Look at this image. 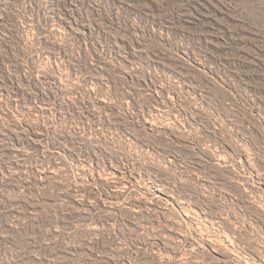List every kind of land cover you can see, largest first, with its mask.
<instances>
[{
  "label": "rangeland",
  "instance_id": "1",
  "mask_svg": "<svg viewBox=\"0 0 264 264\" xmlns=\"http://www.w3.org/2000/svg\"><path fill=\"white\" fill-rule=\"evenodd\" d=\"M0 264H264V0H0Z\"/></svg>",
  "mask_w": 264,
  "mask_h": 264
},
{
  "label": "bare ground",
  "instance_id": "2",
  "mask_svg": "<svg viewBox=\"0 0 264 264\" xmlns=\"http://www.w3.org/2000/svg\"><path fill=\"white\" fill-rule=\"evenodd\" d=\"M185 213H186V212H185ZM186 215H187V214H186ZM188 216H191V215L188 214ZM188 216H187V217H188ZM197 225H198V224H197ZM202 233H203V232H202Z\"/></svg>",
  "mask_w": 264,
  "mask_h": 264
}]
</instances>
